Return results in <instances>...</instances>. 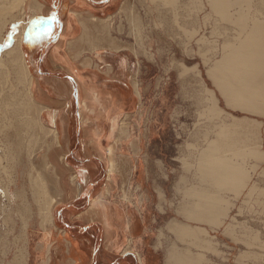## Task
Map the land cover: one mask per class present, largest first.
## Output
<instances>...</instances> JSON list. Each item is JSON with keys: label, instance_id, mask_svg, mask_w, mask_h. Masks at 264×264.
Here are the masks:
<instances>
[{"label": "rangeland", "instance_id": "374dc122", "mask_svg": "<svg viewBox=\"0 0 264 264\" xmlns=\"http://www.w3.org/2000/svg\"><path fill=\"white\" fill-rule=\"evenodd\" d=\"M189 1L179 0L181 7H178V10L162 4L160 0L121 2L122 6L127 5L126 12L123 11L125 23L121 22L116 32L121 31L125 24L126 40L129 44L127 53L138 59L137 62L134 59L129 66L140 65V83L142 82L145 93L142 107L136 113L128 110L129 116L125 115L119 126L115 125V130L122 135H140L143 141L141 148H134L131 140L125 138L120 142L110 143L112 150L109 149V159L111 164L115 165L113 171L117 172L113 175V180H142V193L145 198L152 197L158 201L156 206L153 202V205L142 207L147 210L143 214L144 227L153 230V237L146 238L143 242H156L159 247V253L149 255L151 264H173L170 253L174 247L183 255L187 254L190 259L192 257L191 260L194 258V263L198 259V264H264V115L234 110L226 105L208 69L211 63L215 62L214 58L220 57L223 43L232 38L238 29L234 23L222 20L218 14L211 11L208 4L200 13L196 10L189 11ZM118 5L112 6V10H118ZM18 11L14 10L13 15L17 17H14L13 21L17 19L21 26L24 10L22 8V11ZM15 30V25L8 27L4 34L5 42H0V52L11 44V37L14 40ZM131 71L128 69L129 75H132ZM13 83L15 82L7 86L6 82L4 86L13 89ZM211 92L217 96L218 106L228 115L250 122L249 146L260 154L257 156L258 154L249 151L246 157H233L247 169L246 174L249 172L248 177H245L249 179H246L248 185L243 186L242 183L238 186V191L235 188L219 190L223 196L220 200L222 211L224 210L226 215H218L220 225L217 227L209 221L187 219V216L179 211L186 201L185 195L190 187H197L194 184L197 183V156L203 145L205 146L207 138L213 137V125L210 123L212 119H209L207 112L212 105ZM76 115V108L69 112L64 111V118H69L70 126H64L67 132H63L62 139V187L71 189L73 183L77 184L82 190L83 198L76 206L69 202L70 199H54L50 209L52 208L55 221H50L46 226L66 232L71 238L83 231V225L87 224L83 220L73 218L74 214L86 206L85 197L90 192L94 194L100 191L101 184L107 181L109 176L100 159L82 154V127ZM134 117L140 120L137 125L130 124L129 118ZM6 127H0L4 128L0 130V264H11L18 254L17 248L21 249L25 244L28 254L24 264H40L44 257L37 247L40 227L34 193L38 192L39 198L42 195V201L46 198L50 200L48 189L45 188H49L50 181H55L54 175L41 173L46 180L45 184L42 183L41 186H36L37 188L32 186L31 178L35 177L36 181L40 176L39 173L37 175V165L34 164L39 159L35 157L32 160L24 157L22 151L14 152L13 148H7L4 143L6 137L1 134L7 132ZM7 128L12 130L13 127ZM113 130L112 127L111 133ZM41 142L39 140V144H43ZM39 144L36 142L37 146ZM127 155L133 156V165L137 163V174L125 173L123 170L125 166H130L126 162ZM90 162L96 165L93 174L87 172L86 166ZM46 164L43 169L48 167L49 171L50 164L47 161ZM188 164L194 167H189ZM87 183H90V189L83 190ZM17 184L19 187H16ZM156 186L157 189H154ZM24 201L30 203L28 208L24 207L26 220L17 212V209L21 210L23 207L19 206V203ZM73 207L77 211L75 208L73 210ZM175 221L176 224L182 222L191 225L190 228L194 230H201L199 233L197 230L195 234L188 232L187 236H184L170 227ZM91 228L97 230L99 227L94 225ZM28 232L31 234L30 239H26Z\"/></svg>", "mask_w": 264, "mask_h": 264}, {"label": "crops", "instance_id": "0c3cea01", "mask_svg": "<svg viewBox=\"0 0 264 264\" xmlns=\"http://www.w3.org/2000/svg\"><path fill=\"white\" fill-rule=\"evenodd\" d=\"M24 1V18L20 21L25 26L22 53L31 73V83L30 86L19 85V88H15L18 91L13 89L16 94L19 93V98L11 92L12 96L7 101L11 103L6 105L12 109L9 110L5 104L1 108L0 127H10V121L14 120L12 130L8 128L6 133H1L6 137L4 143L14 152L22 151L24 157L32 160L37 157V163L33 161L37 165L36 173L54 175L55 181H50L49 188L46 187L48 195L55 201L70 199L69 202L76 206L83 198L81 188L75 183L71 189L62 187V139L63 132H67L64 126H70L69 118H64V111L76 108V116L82 127V154L100 159L109 175L108 180L101 184L99 192H90L88 198L85 197L86 206L74 212L73 218L87 224L73 238L66 232L46 227L49 222H43L45 220L38 215L40 230L37 235L40 240L37 247L44 257L40 264H151L149 255L159 253V247L156 242H143L153 237V230L144 227L143 214L147 210L142 207L153 205V202L156 206L158 201L152 197L145 198L142 180L115 182L113 175L117 172L110 171L113 166L109 159L110 143L125 138L131 140L134 148H141L143 141L140 135H122L117 130L111 133L112 125L119 126L125 115L129 116L128 110L136 113L142 107L145 93L140 83V65L129 66L136 58L127 53L129 44L125 24L121 31L116 32L121 22L125 23L123 11L126 12L127 5L122 6L124 0ZM116 5L118 10L113 11ZM53 14L56 16L54 23H34L40 19L48 20ZM44 27H50V36L38 35ZM13 41L12 38L7 49L14 45ZM128 69L132 70V75L128 74ZM16 106H19L18 110ZM23 106L30 108L24 109ZM129 121L137 125L140 120L134 117L129 118ZM25 126L30 129H24ZM39 140L43 144H39ZM131 157L127 155L126 162L130 166H125L123 170L125 173L137 174V163L133 165ZM46 161L50 164L49 171L48 167L43 169ZM89 165L86 166L87 172L93 174L96 165L94 162ZM89 186L90 183H87L82 189L87 190ZM52 220L55 221L53 217ZM94 225L99 228H91ZM29 232L26 239L31 238ZM18 248L16 253L22 249ZM23 249L28 253L26 244Z\"/></svg>", "mask_w": 264, "mask_h": 264}, {"label": "bare ground", "instance_id": "6f19581e", "mask_svg": "<svg viewBox=\"0 0 264 264\" xmlns=\"http://www.w3.org/2000/svg\"><path fill=\"white\" fill-rule=\"evenodd\" d=\"M160 1L162 4L165 3L167 5H170V7H172L173 9L178 10V7H181L179 6L180 5L179 0H160ZM23 2L25 1L0 0V42L3 43V41L5 40L4 34L9 26L15 25L16 27L14 33V41H13L14 45L9 49L7 48L3 49L0 52V87H2L0 90V111L3 104L7 106L6 105L7 103L9 106V103H11L7 101H9L8 100L9 96H12L11 92L13 91V89L17 90L15 88L17 87L19 88V85H24V84L26 85L28 84L30 86L29 83H31L30 82L31 73L25 64L26 62L23 59V53H22L23 33L25 30V26L22 28L21 27L22 25L21 26L19 25L17 19L13 21L14 17H17L16 15H13L14 10L17 9L18 11V9H21L22 11ZM206 4H208L212 9L211 11L218 14L222 20H226L234 23L238 29V32H236L232 38L226 40L223 43L220 57L214 58L215 62L211 63L208 69L210 76L213 78V81L217 89L219 90L221 96L224 98L227 106L234 108V110L240 109L242 111L264 115V9H263L264 0H190L188 3L189 6L188 8L189 11L196 10L198 13H200ZM175 18H177L176 13H175ZM195 31L196 30L194 29V32ZM13 81L15 82L13 83V89H9L4 86L6 82H7V86H9L10 83ZM16 95H18L17 97L19 98V93ZM24 95L25 94H23V96ZM26 97L25 99H27ZM21 100L23 103L24 98ZM29 101H32V99ZM211 101H212L211 102L212 105L207 109V112L209 113L207 114L209 115V119L210 118L212 119V121L211 120L208 121H211L210 123H212L213 125V126L211 125L213 129L212 130L213 137L210 138L206 137L207 141L205 143V146L203 145V148H201L202 150L197 156V161H196L197 183L196 182L194 183L197 187H192L193 186L192 185L190 187V190L188 192L186 191L187 193L185 195V198L187 199L184 202L183 206L179 208V211L182 214L186 215L187 219L190 218L199 221H207V222L209 221V223L213 225L215 224L217 227V225H220V221H218L217 219L218 215L219 214L221 215L224 212V210L222 211V207H221L222 203L220 201L221 196L219 190L220 189L224 190V188L225 189L235 188L238 191L240 190L238 189V186L241 185L242 183L244 186L246 184V181L249 180L248 178H245L248 177L247 174L249 173L248 172L246 174L245 171L247 169H245L242 164H239L237 161H235L234 160L235 158L233 157L234 156L246 157L249 151L252 154H255L257 150L252 149V147L250 149L249 146L248 141L250 134V130H249L250 122L248 120L246 121L245 119H243L244 120L243 121L232 115H228V113L225 112V110L222 107L218 106L217 104L218 98L214 94V92H211ZM27 104H29V102ZM18 107L16 106L15 109H17ZM27 108L29 109L30 107L28 106ZM8 109L9 110L12 109L11 106ZM20 112H22V110ZM9 113H11V111ZM24 116L26 117V115ZM10 122H12L11 125L13 126L14 120ZM7 127L5 128V131H7L8 129ZM112 127L114 128L113 130L114 132L115 125H113ZM25 128L28 127L25 126L24 129ZM3 129L4 128H1L0 130L2 131ZM109 149L112 150L111 148ZM256 154H258L257 156H260L259 153ZM192 164L190 165L191 167L193 166ZM114 166L110 168V171H113L115 169ZM187 166H189V164ZM187 166L185 167L188 169ZM38 173L39 171H37V175ZM39 175L40 176L36 179V181H34L35 177L31 178L32 186H34L35 188H37L36 186L38 187L41 186L42 183L45 184L46 181L42 177L41 173H39ZM39 180H42L43 182ZM34 197H35V204L38 207L37 208L38 215L40 216V218L45 220V221L42 220L43 222L45 223L50 222L53 217L52 208L50 209V207L54 202V199L50 197L51 198L50 200H48L47 198L45 200L43 198L44 200L42 201V195H40L41 198H39L38 192L34 193ZM28 204L26 201L21 202L19 203V206L22 205L23 207H21V210L17 209V212L21 213L20 215H22L21 217L23 218V220L25 219L24 215L26 214V210H24V207L28 208ZM225 215L226 214H224V216ZM170 227L173 228L174 230H177L178 233L180 231L179 234L182 235L184 234V236L185 235L187 236L188 232L195 234L196 231L198 230L197 228H196L197 230H194V228H190L191 225L189 226L186 223L180 222L176 224V221L175 224L170 225ZM200 230H198L197 232L199 233ZM194 242L196 243L197 241L194 240ZM172 250L173 251H171L170 257L173 264H198L197 258H196L197 262L194 263L195 261L194 258L193 260H191L192 257L190 259V257L187 254L186 256L183 255L179 250H176L175 247ZM27 254L28 253H26L25 250L22 248L21 250H19V253L16 255V259L13 262H11V264H15V262L18 264H24V260Z\"/></svg>", "mask_w": 264, "mask_h": 264}, {"label": "snow or ice", "instance_id": "6c2138e0", "mask_svg": "<svg viewBox=\"0 0 264 264\" xmlns=\"http://www.w3.org/2000/svg\"><path fill=\"white\" fill-rule=\"evenodd\" d=\"M55 21H56V16H55V14H53L48 20L40 19L38 21H35L34 23L43 24V25H49L51 23H54ZM38 35L50 36L51 35L50 27H44L42 29L41 33H39Z\"/></svg>", "mask_w": 264, "mask_h": 264}, {"label": "water", "instance_id": "95a60500", "mask_svg": "<svg viewBox=\"0 0 264 264\" xmlns=\"http://www.w3.org/2000/svg\"><path fill=\"white\" fill-rule=\"evenodd\" d=\"M9 41H12V37L9 39Z\"/></svg>", "mask_w": 264, "mask_h": 264}]
</instances>
